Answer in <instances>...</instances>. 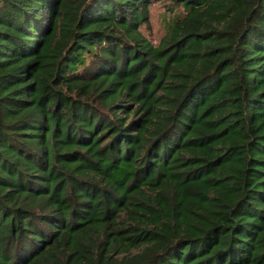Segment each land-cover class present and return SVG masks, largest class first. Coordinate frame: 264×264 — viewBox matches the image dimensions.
<instances>
[{"label":"trees","instance_id":"obj_1","mask_svg":"<svg viewBox=\"0 0 264 264\" xmlns=\"http://www.w3.org/2000/svg\"><path fill=\"white\" fill-rule=\"evenodd\" d=\"M0 0V264H264V0Z\"/></svg>","mask_w":264,"mask_h":264},{"label":"rangeland","instance_id":"obj_2","mask_svg":"<svg viewBox=\"0 0 264 264\" xmlns=\"http://www.w3.org/2000/svg\"><path fill=\"white\" fill-rule=\"evenodd\" d=\"M180 12L181 7L173 5L169 0H152L149 4L148 20L139 28L146 37L157 44L168 24Z\"/></svg>","mask_w":264,"mask_h":264}]
</instances>
